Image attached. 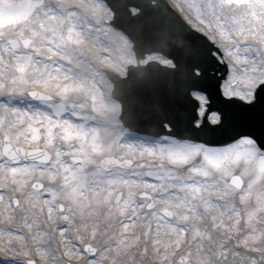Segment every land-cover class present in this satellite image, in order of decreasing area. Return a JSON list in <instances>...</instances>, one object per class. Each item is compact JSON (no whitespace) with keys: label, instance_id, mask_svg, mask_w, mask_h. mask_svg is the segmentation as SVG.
<instances>
[{"label":"snow or ice","instance_id":"1","mask_svg":"<svg viewBox=\"0 0 264 264\" xmlns=\"http://www.w3.org/2000/svg\"><path fill=\"white\" fill-rule=\"evenodd\" d=\"M254 124L264 0H0V264H264Z\"/></svg>","mask_w":264,"mask_h":264},{"label":"water","instance_id":"2","mask_svg":"<svg viewBox=\"0 0 264 264\" xmlns=\"http://www.w3.org/2000/svg\"><path fill=\"white\" fill-rule=\"evenodd\" d=\"M159 3L161 5H163L164 3H168L167 0H159ZM169 4V3H168ZM159 23L161 24V31L163 33H171L173 28H179L180 27V22L177 20H174L171 16H163L161 15L159 18ZM174 39H184V37L180 36V37H173ZM195 35L193 36V39H195ZM162 44H167V37L163 38L161 41ZM168 47H171V45H168ZM161 54H165V53H161ZM213 62L211 61V59L209 58V66H211ZM151 71H154L158 74H162L165 70L157 65L154 66L153 69H151ZM249 131L253 132L256 136H264V128H261L258 124H254L252 126L249 127L248 129ZM174 132H181L182 129L177 127L174 128L173 130ZM160 134H165V130L163 128H161L160 130Z\"/></svg>","mask_w":264,"mask_h":264},{"label":"rangeland","instance_id":"3","mask_svg":"<svg viewBox=\"0 0 264 264\" xmlns=\"http://www.w3.org/2000/svg\"><path fill=\"white\" fill-rule=\"evenodd\" d=\"M170 2V4H172L173 6H175V0H168ZM116 37H113V47L116 48L117 50H119L120 45L127 39L126 36L122 35L121 32L119 30H116ZM117 37L120 38L121 41L117 40ZM129 51H131V42L129 41Z\"/></svg>","mask_w":264,"mask_h":264},{"label":"bare ground","instance_id":"4","mask_svg":"<svg viewBox=\"0 0 264 264\" xmlns=\"http://www.w3.org/2000/svg\"><path fill=\"white\" fill-rule=\"evenodd\" d=\"M114 37H116V35H114ZM117 40H118V41H121L119 37H117Z\"/></svg>","mask_w":264,"mask_h":264}]
</instances>
